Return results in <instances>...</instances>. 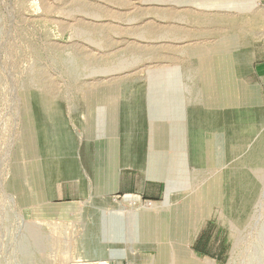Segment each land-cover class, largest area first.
Instances as JSON below:
<instances>
[{
	"label": "rangeland",
	"instance_id": "1",
	"mask_svg": "<svg viewBox=\"0 0 264 264\" xmlns=\"http://www.w3.org/2000/svg\"><path fill=\"white\" fill-rule=\"evenodd\" d=\"M232 51L252 54L254 73L238 69L236 77L264 92V0H0V264L204 262L189 246L203 222L185 244L175 234L189 231L180 223L195 216L206 218L211 234H224L227 251L222 262L210 258L215 264H264V110L247 118L257 135L249 145L259 152L244 156L247 170L230 169L229 180L221 177L226 170H189L187 187L174 189L171 204L157 202L165 209L155 217H141L145 209L129 207V197L97 194V169L88 173L89 195L72 203L49 201L38 172L70 142L81 166L92 162L87 150L101 153L108 140L96 118H117L118 104L119 118L138 119L130 126L146 149L149 125L159 136L155 126L164 132V118L175 117L164 116L165 85L181 78V94L197 82L205 89L204 74ZM223 67L214 72L223 76ZM189 91L187 105L207 92ZM162 142L153 140V149ZM122 149L138 159V148ZM219 194L231 195L227 213L214 201ZM196 195L205 201L194 203Z\"/></svg>",
	"mask_w": 264,
	"mask_h": 264
},
{
	"label": "crops",
	"instance_id": "2",
	"mask_svg": "<svg viewBox=\"0 0 264 264\" xmlns=\"http://www.w3.org/2000/svg\"><path fill=\"white\" fill-rule=\"evenodd\" d=\"M233 51L230 54L228 52L229 55H225L224 61L220 59L223 62L213 63V66L209 68L212 75L204 74L208 82L205 89L201 88L200 90L197 82L193 84L192 89L184 88L185 93L181 94L180 86L182 83L180 80H178L176 86L165 85L168 92L165 95L164 87V116L165 114L167 116L171 114V117L172 115L173 117L175 115V117L164 118V132L162 123L159 122L161 126H159V123L155 126L160 127H157V129H161L160 135L154 136L155 138L153 137V126L149 125L150 141L146 149L142 148L140 143L137 142L136 132H134L137 130L134 125L138 123V119L119 118L120 106L118 104L115 105L117 118H106V120L96 118L97 133L99 134V130H102L103 136L105 138L108 136V140L106 145H103L105 146L102 150L103 153L97 152L95 155L91 149L87 150V152H92L93 159L87 166H81L80 162L77 161L76 155L79 151L78 148L76 150L73 148L71 142L62 151L59 150L58 153H54V157L45 159L38 172L43 180L48 200L54 203H72L86 198L91 191L88 188L90 184L88 173L96 171V169L101 173L100 180L95 187L97 194L114 197L132 196L162 204L173 202L172 193L174 189L178 190V185H182L183 190L187 187V185H184V180L188 179V175L185 173L189 170L201 171L205 167L218 169V171L226 170L221 177L224 179L228 177V180L231 177L230 169L247 170L249 168L248 159H244V156L259 153L253 151L254 149L249 145L257 135L251 134L253 129L250 127L247 118H262L264 92L262 85H252L250 83L248 85L247 82L236 77L238 69H248L249 74L254 73V71L252 72V65L254 64L252 54L247 56L237 53L233 56ZM218 63L224 66L222 69L226 71L223 76L220 75V72H214V69L219 67ZM207 69L208 64H204L202 70L207 71ZM179 74H177L178 78H180ZM212 77L215 80V85L209 84ZM260 79L264 85V76ZM214 80L212 81L213 84ZM217 83L218 89L216 90ZM213 86L214 88H212ZM169 90H171V95ZM189 90H195L199 95L202 91H207L206 94L209 93V97L203 93L204 100L202 103L187 105L185 100L189 96ZM174 92L176 95H174ZM147 120L149 124L151 120L153 122V119L149 120L147 118ZM169 120L171 125L168 124ZM131 123L135 124L130 126ZM251 124L258 126L257 123ZM45 126L40 128L43 129L40 136L42 139L50 137L44 134ZM83 129L88 134L89 128L86 126ZM157 138H164V142H162L164 147L153 149L152 142ZM218 140H222V142L218 143ZM124 146H128L131 150H134L135 147L138 148V159L130 160L129 154H125L122 149ZM261 151L264 154V148ZM50 154L52 153L50 152L49 156ZM100 155L101 161H99L101 159ZM124 155L127 156L128 161L126 162H124ZM63 156L65 157L63 158ZM139 158L146 161L145 166H136ZM131 162L134 164H130ZM173 172L175 174L178 172L177 179L180 178L182 184H178L177 180L174 182L171 179V177H174ZM179 172H183V175H180ZM85 179L88 183L85 182ZM230 196L229 194L214 196V201L221 204L225 213L230 208L229 205H225L226 203L230 204ZM197 201L201 203L205 200H203V196L196 195L193 202ZM160 213H153L155 215L152 217L158 216ZM145 214L141 217L149 215L150 218L153 215ZM198 217L200 216L193 218L196 219L194 223H185V220H182L180 225L184 228L187 225L186 227L190 230L187 229V232L185 229L183 231L177 230L175 232L177 240L183 235L186 237L183 244L189 242L190 235L193 234L191 230L195 232L197 225L203 222L204 224L202 223V226L190 241V251L196 255L211 258L215 262H222L227 251L226 241L224 242L223 238L224 234L221 232L211 234L209 230H206L207 221H204L206 218L204 216ZM238 217H242V215ZM132 219L135 220L133 215Z\"/></svg>",
	"mask_w": 264,
	"mask_h": 264
},
{
	"label": "bare ground",
	"instance_id": "3",
	"mask_svg": "<svg viewBox=\"0 0 264 264\" xmlns=\"http://www.w3.org/2000/svg\"><path fill=\"white\" fill-rule=\"evenodd\" d=\"M227 51V50H226ZM224 54V53H223ZM206 61V60H205ZM206 64V63H205ZM194 69V68H193ZM198 69V68H197ZM191 70H192V68H191ZM194 70H192V72H193ZM190 72V71H189ZM190 75H192V74H190ZM170 77V76H169ZM181 79V78H180ZM179 79V80H180ZM203 82L204 83H207V80L205 79V77H204V79H203ZM169 83V82H168ZM174 84H175V82H174ZM181 85V84H180ZM197 85V84H196ZM198 97V96H197ZM160 99V98H159ZM191 99H193V98H191ZM177 100V99H176ZM186 101V100H185ZM188 103V102H187ZM201 102H199L198 104H200ZM183 105V104H182ZM184 107V106H183ZM161 126V125H160ZM25 130H26V127H25ZM127 197H129V198H127L126 200H125V202H126V204L129 206V207H132L133 206V204H135V203H138L139 202V199L138 198H134V197H132V196H127ZM148 208V209H147ZM142 210V209H145V210H142L141 212H144V213H148V214H153V213H159V212H162V211H164V206H162L161 204H156V203H154V204H152L151 206H149V207H145V208H139V209H136V210ZM143 213V214H144ZM32 228V227H31ZM36 232V231H35ZM35 234V233H34ZM39 237V236H38ZM66 240V239H65ZM183 249H184V247H183ZM186 249V248H185ZM184 249V250H185ZM92 264H108V262L107 261H105V260H100V259H97V261L95 262V263H92ZM191 264H215L213 261H211L210 259H208V258H206V260L204 261V262H200V261H198V260H192V262H191Z\"/></svg>",
	"mask_w": 264,
	"mask_h": 264
},
{
	"label": "built area",
	"instance_id": "4",
	"mask_svg": "<svg viewBox=\"0 0 264 264\" xmlns=\"http://www.w3.org/2000/svg\"><path fill=\"white\" fill-rule=\"evenodd\" d=\"M138 199H139V202L133 204V206H132L133 208L134 207H136L137 209L145 208V207L151 206L154 203H157V202H154V201H151V200H146V199H143V198H138Z\"/></svg>",
	"mask_w": 264,
	"mask_h": 264
}]
</instances>
